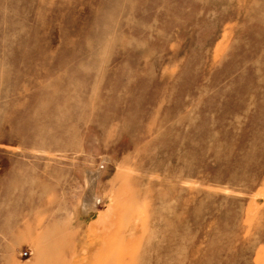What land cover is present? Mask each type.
<instances>
[{
  "label": "rangeland",
  "instance_id": "obj_1",
  "mask_svg": "<svg viewBox=\"0 0 264 264\" xmlns=\"http://www.w3.org/2000/svg\"><path fill=\"white\" fill-rule=\"evenodd\" d=\"M0 264H264V0H0Z\"/></svg>",
  "mask_w": 264,
  "mask_h": 264
},
{
  "label": "crops",
  "instance_id": "obj_2",
  "mask_svg": "<svg viewBox=\"0 0 264 264\" xmlns=\"http://www.w3.org/2000/svg\"><path fill=\"white\" fill-rule=\"evenodd\" d=\"M97 173V172H96ZM98 174L99 173H97V177H96V179H95V182H94V185L92 186V185H90V188H91V190H89V194H88V198H87V201H86V205H88V208L90 209V208H93V206H94V200L97 198V200H98V197H96V195H95V188H96V181H97V179H98ZM92 183V182H91Z\"/></svg>",
  "mask_w": 264,
  "mask_h": 264
},
{
  "label": "bare ground",
  "instance_id": "obj_3",
  "mask_svg": "<svg viewBox=\"0 0 264 264\" xmlns=\"http://www.w3.org/2000/svg\"><path fill=\"white\" fill-rule=\"evenodd\" d=\"M96 176H94V178H95ZM95 182V181H94ZM94 182H92V186L94 185Z\"/></svg>",
  "mask_w": 264,
  "mask_h": 264
},
{
  "label": "built area",
  "instance_id": "obj_4",
  "mask_svg": "<svg viewBox=\"0 0 264 264\" xmlns=\"http://www.w3.org/2000/svg\"><path fill=\"white\" fill-rule=\"evenodd\" d=\"M27 253H28V252H24L23 254H24V255H27Z\"/></svg>",
  "mask_w": 264,
  "mask_h": 264
}]
</instances>
